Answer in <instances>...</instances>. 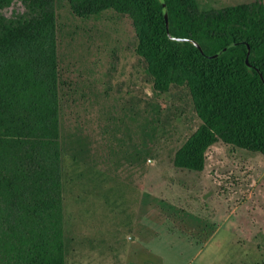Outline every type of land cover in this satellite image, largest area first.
<instances>
[{"label": "rangeland", "instance_id": "374dc122", "mask_svg": "<svg viewBox=\"0 0 264 264\" xmlns=\"http://www.w3.org/2000/svg\"><path fill=\"white\" fill-rule=\"evenodd\" d=\"M55 12L66 264H264V156L218 142L203 171L176 168L200 125L189 91L153 90L127 16Z\"/></svg>", "mask_w": 264, "mask_h": 264}, {"label": "trees", "instance_id": "16d2710c", "mask_svg": "<svg viewBox=\"0 0 264 264\" xmlns=\"http://www.w3.org/2000/svg\"><path fill=\"white\" fill-rule=\"evenodd\" d=\"M67 1L79 18L127 16L153 90L189 91L200 125L176 168L203 171L218 142L264 156V0L209 11L164 0L168 32L159 0ZM21 2L0 15V264H66L55 0Z\"/></svg>", "mask_w": 264, "mask_h": 264}, {"label": "water", "instance_id": "95a60500", "mask_svg": "<svg viewBox=\"0 0 264 264\" xmlns=\"http://www.w3.org/2000/svg\"><path fill=\"white\" fill-rule=\"evenodd\" d=\"M159 1H160L161 5H162V8L164 10L165 25H166V29H167V32H168V15H167V11H166V4H165L164 0H159ZM168 35H169V37H171L170 34H168ZM172 39L176 40V41H179V42L188 41V40L181 39V38H172ZM195 46L199 48V46L196 43H195Z\"/></svg>", "mask_w": 264, "mask_h": 264}]
</instances>
